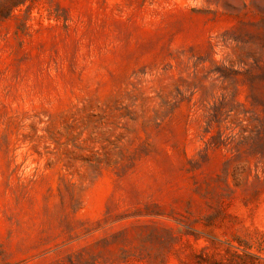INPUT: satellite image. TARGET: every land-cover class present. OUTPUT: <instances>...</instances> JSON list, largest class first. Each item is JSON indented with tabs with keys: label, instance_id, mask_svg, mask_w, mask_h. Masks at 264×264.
<instances>
[{
	"label": "rangeland",
	"instance_id": "obj_1",
	"mask_svg": "<svg viewBox=\"0 0 264 264\" xmlns=\"http://www.w3.org/2000/svg\"><path fill=\"white\" fill-rule=\"evenodd\" d=\"M0 264H264V0H0Z\"/></svg>",
	"mask_w": 264,
	"mask_h": 264
}]
</instances>
